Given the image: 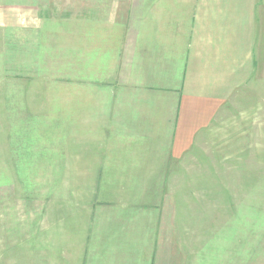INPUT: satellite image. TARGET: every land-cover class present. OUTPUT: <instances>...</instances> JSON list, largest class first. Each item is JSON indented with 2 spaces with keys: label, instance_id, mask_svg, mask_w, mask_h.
Here are the masks:
<instances>
[{
  "label": "rangeland",
  "instance_id": "1",
  "mask_svg": "<svg viewBox=\"0 0 264 264\" xmlns=\"http://www.w3.org/2000/svg\"><path fill=\"white\" fill-rule=\"evenodd\" d=\"M142 3L0 0V264H49L50 247L69 240L66 218L81 231L74 215L87 214L88 230L112 198L101 174L66 157L65 112L88 82L82 22L135 21ZM263 9L257 0L262 28ZM254 64L244 90L166 174L164 253L157 242L153 264H264V38Z\"/></svg>",
  "mask_w": 264,
  "mask_h": 264
},
{
  "label": "crops",
  "instance_id": "2",
  "mask_svg": "<svg viewBox=\"0 0 264 264\" xmlns=\"http://www.w3.org/2000/svg\"><path fill=\"white\" fill-rule=\"evenodd\" d=\"M138 14L81 24L88 82L66 106L65 155L113 193L88 230L87 214L74 215L81 231L66 218L69 240L50 247L49 264H153L166 174L256 71L257 0H143Z\"/></svg>",
  "mask_w": 264,
  "mask_h": 264
}]
</instances>
